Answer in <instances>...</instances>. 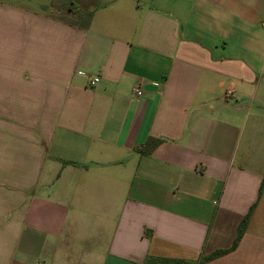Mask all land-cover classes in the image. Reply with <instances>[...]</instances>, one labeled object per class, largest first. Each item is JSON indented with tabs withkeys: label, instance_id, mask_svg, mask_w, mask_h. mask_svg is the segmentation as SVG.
I'll list each match as a JSON object with an SVG mask.
<instances>
[{
	"label": "crops",
	"instance_id": "crops-1",
	"mask_svg": "<svg viewBox=\"0 0 264 264\" xmlns=\"http://www.w3.org/2000/svg\"><path fill=\"white\" fill-rule=\"evenodd\" d=\"M263 82L264 0H0V264H264Z\"/></svg>",
	"mask_w": 264,
	"mask_h": 264
},
{
	"label": "trees",
	"instance_id": "trees-1",
	"mask_svg": "<svg viewBox=\"0 0 264 264\" xmlns=\"http://www.w3.org/2000/svg\"><path fill=\"white\" fill-rule=\"evenodd\" d=\"M70 10L74 9V7H70L69 8ZM75 12H77V9L75 8L74 9ZM79 18H82L83 16L81 14L78 15ZM87 19L90 20V14H88L87 16ZM160 143L159 140H152V139H149L142 147L140 148H137L136 151L139 152L140 154L142 155H145V154H150L157 146L158 144ZM249 218H250V214H248L244 219L243 221L241 222V224L239 225V228H238V235H237V238L235 239L233 245L231 246V248L227 249V250H217L215 252H213L212 254L208 255V256H205L203 258H201L200 260V264H205V263H208L222 255H225V254H228L232 251H234L240 241L242 240L244 234H245V231L247 229V226H248V223H249ZM186 264L185 262H183L182 260H177V259H166V258H162V259H159V260H156V259H149L147 261V263L145 264Z\"/></svg>",
	"mask_w": 264,
	"mask_h": 264
},
{
	"label": "built area",
	"instance_id": "built-area-1",
	"mask_svg": "<svg viewBox=\"0 0 264 264\" xmlns=\"http://www.w3.org/2000/svg\"><path fill=\"white\" fill-rule=\"evenodd\" d=\"M100 82V78L95 77V78H90V85L91 86H95ZM135 93L137 96H142L143 95V91L141 88H136ZM235 91L233 90H228V92L226 93V99L230 98L232 95H234Z\"/></svg>",
	"mask_w": 264,
	"mask_h": 264
},
{
	"label": "rangeland",
	"instance_id": "rangeland-1",
	"mask_svg": "<svg viewBox=\"0 0 264 264\" xmlns=\"http://www.w3.org/2000/svg\"><path fill=\"white\" fill-rule=\"evenodd\" d=\"M9 1H11V0H9ZM233 91H234V90H233ZM262 91L264 92V82H263V84H262V86H261V92H262ZM255 106H256V107H258V106H259V104H258V103H256V104H255Z\"/></svg>",
	"mask_w": 264,
	"mask_h": 264
}]
</instances>
